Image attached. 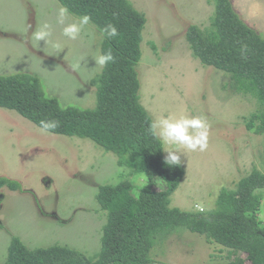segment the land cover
I'll use <instances>...</instances> for the list:
<instances>
[{
    "label": "rangeland",
    "instance_id": "obj_1",
    "mask_svg": "<svg viewBox=\"0 0 264 264\" xmlns=\"http://www.w3.org/2000/svg\"><path fill=\"white\" fill-rule=\"evenodd\" d=\"M130 1L147 18L137 66L141 104L154 122L199 116L209 125L205 151L180 150L184 177L170 195V206L208 211L223 188H236L254 167H264V134L250 131L245 122L262 108L261 101L234 89L229 74L192 53L187 28L210 26L212 0ZM232 2L264 37V0ZM60 6L59 0H0V73L36 74L46 93L64 105L94 107L91 80L102 68L93 57L102 54L103 34L89 23L78 39L64 37L55 23ZM77 18L72 14L67 22ZM45 22L53 25V36L48 43L37 42L33 33ZM119 159L90 138L42 132L17 111L0 106V177L20 184L18 189L0 187V263L12 236L31 248L59 243L97 253L107 219L96 199L99 186L130 180L138 193L148 182L146 174H132ZM158 179L155 186L164 188L165 180ZM259 217L264 223V198ZM227 254L221 244L183 227L158 231L149 251L150 257L173 264L224 263Z\"/></svg>",
    "mask_w": 264,
    "mask_h": 264
},
{
    "label": "trees",
    "instance_id": "obj_2",
    "mask_svg": "<svg viewBox=\"0 0 264 264\" xmlns=\"http://www.w3.org/2000/svg\"><path fill=\"white\" fill-rule=\"evenodd\" d=\"M59 1L77 17L88 15L103 34L102 54L111 51L115 57L91 80L97 104L64 105L46 93L39 76L24 71L0 73V106L38 126L41 121H57L59 126L50 132L92 139L118 154L119 162L132 174H146L148 182L138 193L130 180L99 186L96 199L107 219L97 253L88 255L59 243L31 248L19 236H12L7 258L0 264H173L150 257L149 251L158 231L179 227L227 249V262L210 264H264V223L259 217L264 167H254L236 188H223L216 206L208 211L170 206V195L184 170L181 164L164 162L163 142L150 132L154 120L140 102L137 66L142 58L145 14L130 0ZM212 1L215 10L210 26L190 24L186 39L203 64L231 76L234 89L258 97L262 108L245 122L250 131L264 134V37L240 17L232 0ZM109 25L117 29L116 36L107 35ZM158 178L165 180L164 188L155 186ZM4 185L20 188L16 181L0 177V187Z\"/></svg>",
    "mask_w": 264,
    "mask_h": 264
},
{
    "label": "clouds",
    "instance_id": "obj_3",
    "mask_svg": "<svg viewBox=\"0 0 264 264\" xmlns=\"http://www.w3.org/2000/svg\"><path fill=\"white\" fill-rule=\"evenodd\" d=\"M72 14L69 9L60 6L56 15V25L62 26V35L70 40H76L84 27L91 22L88 15L81 16L73 22H67ZM109 37L117 35V29L109 25L105 30ZM53 36V25L43 23L33 33V38L39 41L50 42ZM59 47V45H55ZM95 65L103 68L110 62H114L115 57L111 51L103 54H98L93 57ZM57 121H41L40 130L48 132L50 129L58 127ZM150 132L163 142L166 148L162 150L167 153L164 162L169 166H178L181 164L180 150L188 151H205L208 146L209 125L203 117H161L157 119L150 128ZM177 146L172 148L171 146ZM202 210V209H201Z\"/></svg>",
    "mask_w": 264,
    "mask_h": 264
}]
</instances>
